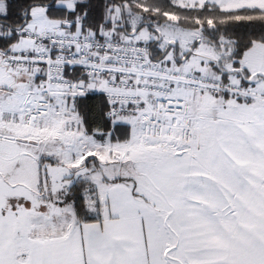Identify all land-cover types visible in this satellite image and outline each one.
<instances>
[{"label": "snow or ice", "instance_id": "snow-or-ice-1", "mask_svg": "<svg viewBox=\"0 0 264 264\" xmlns=\"http://www.w3.org/2000/svg\"><path fill=\"white\" fill-rule=\"evenodd\" d=\"M0 264H264V0H0Z\"/></svg>", "mask_w": 264, "mask_h": 264}]
</instances>
